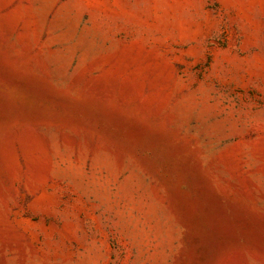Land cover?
Listing matches in <instances>:
<instances>
[{
	"label": "rangeland",
	"instance_id": "obj_1",
	"mask_svg": "<svg viewBox=\"0 0 264 264\" xmlns=\"http://www.w3.org/2000/svg\"><path fill=\"white\" fill-rule=\"evenodd\" d=\"M0 264H264V0H0Z\"/></svg>",
	"mask_w": 264,
	"mask_h": 264
}]
</instances>
